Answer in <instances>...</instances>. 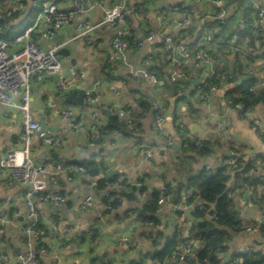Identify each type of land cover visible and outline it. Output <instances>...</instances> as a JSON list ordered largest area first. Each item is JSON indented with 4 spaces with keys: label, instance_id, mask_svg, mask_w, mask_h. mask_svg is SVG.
<instances>
[{
    "label": "crops",
    "instance_id": "obj_1",
    "mask_svg": "<svg viewBox=\"0 0 264 264\" xmlns=\"http://www.w3.org/2000/svg\"><path fill=\"white\" fill-rule=\"evenodd\" d=\"M1 1L8 2V0ZM24 1V12L18 18L0 17V20L5 23V25L0 23V30L3 29V25L7 28L19 19L24 20L27 12L32 11L33 7L30 5L33 0ZM55 1L61 9L65 10L71 9L73 5L72 0ZM116 1L102 0L100 3L99 0H85L84 9L59 29L52 42L39 36L40 29L45 28L44 23H41L32 35L34 41L42 47L46 48L56 43L59 49L69 50L68 56L61 55L62 69L67 76H69L70 68L84 73V76L73 79L79 87L77 92L91 88L93 82L99 80V84L93 91L99 103H86L84 106L67 103L65 101L67 94L64 95L59 91L57 80L53 75L34 81L32 85L30 109L33 116L45 124V130L48 133L60 137L57 145L46 146L33 136L30 149L32 159L75 167L83 166L79 164L80 162L84 164L96 162L98 166V171L92 175L87 172L85 166H83L85 171L76 170L71 180H67L66 176L62 175L58 179V184L49 188L51 191L68 192L70 197L65 204L52 206L37 203L40 214L39 225L48 230L42 241L44 249L38 254L39 264H131L137 262L156 264L157 261L152 259L150 254L159 247L153 243L152 235L160 233L165 236L173 230L175 220L170 203L165 204L158 213L156 227L153 229L145 227L134 217L120 219L118 217L120 213L126 210L142 209L145 203L150 202L154 189L162 184L166 185L171 201L178 200L183 193L192 192L195 187L186 188L187 180L198 173L205 160L215 163L216 167L220 160V165H225L226 159L223 155L227 154L229 149L241 150L238 154L246 161H252L259 154L264 153V146L257 133L240 120L234 109L225 105V98L230 88L223 87L220 91L211 92L205 101L195 98L197 87L194 86L193 80L203 81L208 77L210 69L196 65L193 59H183L187 69L186 78L176 84L170 82L169 76L173 68L162 60L161 44L166 33L178 36L180 32L179 27L176 26L178 17L176 13H171L169 20L161 23L156 18L155 9L157 4L171 2L178 4L182 0H156L155 3L147 4L142 10L145 14L144 21L127 18V37L132 43L127 54V64L111 63L108 60L113 30L99 24L104 9ZM221 2L229 12V18L225 24L221 25L213 16L217 8L214 1L201 0L196 3L197 14L192 18L190 28L211 30L225 37L238 35L240 30L249 24L256 0H221ZM80 22H84L82 27L78 26ZM149 31H155L159 37L154 41H146L144 36ZM252 56V65L257 74H264V66H262L264 53L257 50ZM146 57H151L153 60L152 69L158 76L157 84L147 82L141 77H132L130 74L131 69L143 65ZM231 66L234 68V61L226 63V68ZM218 69L217 64L215 72ZM238 70L239 74L243 73L242 69L238 68ZM215 72L212 78H215ZM112 87L118 93L113 91ZM190 97H193L198 104H193L189 100ZM86 99L89 100L88 97H85V101ZM152 101H159L167 107V117L163 127L173 136L174 144L167 149L159 150L154 162L149 163L142 160L140 144H164L163 138L154 132ZM67 106L74 107L75 114L80 115L78 124L84 128L83 130L61 131L59 115L61 109ZM124 107L132 111V125L128 126L124 132L116 131V135L103 134L95 146H88L86 142L89 130L94 132L101 126H106L110 117L117 116V111ZM260 111L259 116L264 124V113ZM178 118L186 124L190 133L197 136L203 133L206 142H213L209 154L198 156L190 148H180V137L176 132ZM218 123H223L225 127L223 134L216 130ZM192 127L198 128V131L195 132ZM20 130L19 111L0 105V155L9 149L21 146L18 137ZM98 154L104 158L99 160ZM119 170L125 172L128 183H133L142 174L146 175L148 180L143 189L144 196L140 197L136 191V195L130 198L124 197L122 205L117 206L113 211L104 209L99 197H96L94 206L80 211L79 203L85 195L88 193L98 195V183L102 174L105 172L112 175ZM237 172V169L231 170L227 186L231 187L235 181L237 182ZM255 176L256 185L235 188L231 194L237 220H243L247 224H257L261 219L264 220V167L257 170ZM6 180V174L0 173V215L9 220L16 215L17 222L11 220L5 224L4 233L0 235V253L19 250L23 247L25 240L23 225L25 224L24 200L27 185L18 182L9 184ZM243 193H247L245 200L242 198ZM52 223L57 225L56 231L50 228L49 225ZM70 228L72 232L67 233L66 237L71 242V246L63 248L58 243L56 235L66 234L67 229ZM74 230L84 233L93 230L94 235H85L77 239L72 236ZM263 231L264 225L258 233L246 232L240 228H227L223 242L224 250L221 251L226 262L237 263L234 259L231 261V258L245 243L258 245L264 253ZM121 233L129 237L132 242L129 246H118L117 238ZM0 264L13 263H6L0 259ZM184 264L197 263L191 259Z\"/></svg>",
    "mask_w": 264,
    "mask_h": 264
},
{
    "label": "built area",
    "instance_id": "obj_2",
    "mask_svg": "<svg viewBox=\"0 0 264 264\" xmlns=\"http://www.w3.org/2000/svg\"><path fill=\"white\" fill-rule=\"evenodd\" d=\"M156 0H117L108 5L103 11V17L100 25H104L113 30L111 41V50L108 55V60L111 63L127 64L128 51L131 49L130 41L127 39L128 24L127 18L132 17L138 21L145 20L143 9L149 3H155ZM201 0H182L178 4L165 3L157 4L155 9L156 18L161 23L169 20L171 13L177 14L176 26L180 32L178 36L173 33H166L163 36L161 50L162 60L171 65L172 72L170 73V82L178 83L181 79L186 78V66L183 64V59H193L196 65L204 66L210 69L212 64L216 62L219 66L218 73L215 78L208 72V77L200 81L195 87L197 92L195 98L199 101H205L209 98L211 92L220 91L223 87L233 88L249 77L256 76V80L248 87V90L257 93L264 89V74L258 75L252 65L253 53L257 50L264 53V1L256 0L253 8L251 20L249 21L250 34L239 39V36L234 34L230 37H225L220 34H215L211 30L192 29V18L197 14L196 3ZM216 5V10L213 14L214 18L221 24H225L229 18L227 7L221 0H213ZM71 9H61L55 0H33L31 7L40 8V13L37 20L26 26L23 31L17 34L12 39L6 40L0 37V105L11 107L19 111L21 115V130L18 134L21 146L9 149L0 155V173L7 176L9 184L21 183L27 185L25 190V224L23 230L25 240L23 247L13 252H1L0 259L6 263L14 264H39L38 254L43 251V238L47 235L48 230L39 225L40 214L37 203H43L52 206H60L69 200L68 192H58L49 190L50 187H55L59 182V177L65 175L67 180H71L75 171L84 172L83 166L64 165L61 163H49L44 160L34 161L30 155L32 137L36 136L37 141L46 146H55L59 143L60 137L53 133H48L41 128V122L37 120L30 109V93L34 81L42 80L50 75L57 76V87L59 91L68 95L71 91H76L79 87L74 82V78L84 76L83 72H79L73 68L69 69V76L65 75L62 69L61 55L58 53L59 45L52 43L49 47L38 45L32 35L38 29L41 23L45 24L44 29H40L39 36L47 41H54L59 29L66 25L75 14L81 12L85 7V0H72ZM101 3L102 0H99ZM25 3L23 0H8L3 3L0 0V17L11 18L16 12L23 10ZM84 22L78 24L82 27ZM159 35L155 31H149L144 39L146 41H154ZM234 61V68L231 66L226 68V63ZM153 60L151 57H146L143 60V65L136 69H131L132 77H141L145 81L152 84L158 83V76L152 69ZM264 66V62L263 65ZM241 67L243 73H238V68ZM263 69V67H262ZM99 80H95L91 88L83 91L84 97H88L89 101L99 103V99L94 95L93 91ZM113 91H118L112 87ZM225 105L228 108L234 109L240 120L250 126L257 133L264 146V124L259 116V111L264 113V105L252 104L249 105L245 101L235 100L227 96ZM151 108L153 111V127L157 136L163 138L164 144L155 143L153 145L140 144L142 150V160L152 163L159 150H164L174 144L173 136L166 132L164 123L167 117V107L159 102L152 101ZM75 108L72 106L63 107L60 111L59 119L61 123V131L78 132L84 128L80 124H75L74 129H70L72 120L75 117ZM119 119L125 122L127 126L133 123V114L130 108L124 107L117 111ZM216 130L221 134L224 133L225 127L223 123H218ZM176 132L180 137L179 146L181 149H187L190 145L197 148L203 147L205 138L190 133L186 124L178 118L176 122ZM111 133L116 135L115 130H108L107 126H101L96 131L89 130L87 133L86 144L90 147L95 146L101 140L103 134ZM221 138L223 136L221 135ZM228 158L225 161L224 175H229L231 170L239 169L246 164L241 156L233 149L228 150ZM99 160L104 156L98 154ZM251 167L246 172L249 179H255L257 170L264 167V153L259 154L254 160L250 161ZM216 165L213 162L205 160L203 168L207 172H212ZM102 184L98 187V195L88 193L80 203L79 210L84 211L92 206L96 197H99L102 206L106 210L113 211L117 206H121L123 198L132 191H137L140 197L144 196V187L148 178L145 174L139 176L133 183H128L127 176L124 171H116L111 177H107L105 172L99 178ZM134 192V193H135ZM156 196V210L152 214L156 216L163 209V206L170 203L171 213L175 220L173 230L167 234L154 233L152 235L153 243L160 247L167 238H171L176 232L184 234L191 227V222L186 218L185 211L191 207V214L197 210H205L204 202L194 201L188 203L192 192L183 193L178 200L171 201L166 185H159L154 189ZM180 213H182L180 215ZM150 212L143 209L126 210L118 216L120 219L125 217H134L139 223L148 228H155L156 222L150 219ZM16 215L11 219L16 221ZM218 218L215 212H208L206 220H216ZM5 216L0 215V235L4 233V226L11 222ZM17 222V221H16ZM239 228L250 233H258L264 225V220L261 219L257 224H247L243 220L239 221ZM52 231H56L57 225L52 223L49 225ZM72 228L67 229L66 234L59 233L56 239L63 248H70L71 242L66 237L67 233L72 232ZM85 235H94L93 230L86 233L79 230H74L73 235L77 239H81ZM132 243L125 233H121L117 238V244L120 247H127ZM135 242H133L134 244ZM201 244L197 239H187L180 243V246L173 251L162 262L156 264H184L191 259H196L197 251ZM261 249L258 245L252 243L242 244L236 253L244 255L247 258H252L259 254ZM239 257L234 258V262H238ZM216 261L218 264H225L226 259L222 253L217 254ZM198 264H213L206 257Z\"/></svg>",
    "mask_w": 264,
    "mask_h": 264
},
{
    "label": "trees",
    "instance_id": "obj_3",
    "mask_svg": "<svg viewBox=\"0 0 264 264\" xmlns=\"http://www.w3.org/2000/svg\"><path fill=\"white\" fill-rule=\"evenodd\" d=\"M24 1V0H23ZM25 2V1H24ZM24 9L18 11L11 18H18L23 14ZM40 13V8H33L31 12H27V17L24 20H18L16 23L5 28V23L0 20V23L4 24L3 29L0 30V37L5 39H12L17 34L21 33L23 29L35 22L36 18ZM250 34L249 26H244L239 32V39L244 38V36ZM128 39V37H127ZM129 40V39H128ZM130 41V40H129ZM132 45V43L130 42ZM241 69V67H239ZM218 73L216 70L215 74ZM256 76L250 75L249 77L242 79L238 86L233 87L229 90L228 96L235 100L245 101L247 104H262L264 105V89L253 93L248 90V87L253 84L256 80ZM108 130H115L124 132L127 130V125L124 121L119 119L117 116H111L108 124L106 125ZM213 142L204 143L203 147L197 148L194 145H190V149L194 150L198 156H205L211 151V146ZM238 154L241 152L239 149H235ZM239 155V154H238ZM240 156V155H239ZM223 158H228V153L223 155ZM87 168V172L92 175L98 171V166L96 162H91L84 164L79 163ZM251 167V162L246 161V164L241 168L237 169L234 185L227 186L229 181V175H224L223 170L225 165H219L215 167L212 172H207L203 167L198 171L197 174L191 176L186 183V188L195 187L192 191L191 197L188 199V203H192L195 200L204 202L205 210H197L191 214V227L189 235L184 238L183 234L175 233L171 238H167L166 241L158 248L155 249L151 254V258L155 259L157 262L164 261L174 249L180 246L181 242L187 239H197L201 244L197 251L196 263H202L203 258H207L211 263L218 264L216 261L217 254L224 250L223 242L226 238V229H236L239 228L240 222L237 220L236 210L233 206V199L231 197L232 192L235 188H243L244 186L256 185L255 179H249L246 176V172ZM102 184V180H99L98 187ZM128 194L126 197L130 198L136 195V192ZM156 196L155 192L152 193V198L149 203L143 205V210L150 212L151 214L156 210ZM213 206V207H212ZM208 212H215L218 216L216 220H206V214ZM182 213H180L181 215ZM150 219L157 222L158 217L155 214L150 216ZM262 229V228H261ZM264 232V231H263ZM240 260L235 264H264V253L260 252L252 258H247L244 255L236 253L232 258L239 257ZM230 264L229 262H226ZM225 263V264H226ZM131 264H140L131 263Z\"/></svg>",
    "mask_w": 264,
    "mask_h": 264
},
{
    "label": "water",
    "instance_id": "obj_4",
    "mask_svg": "<svg viewBox=\"0 0 264 264\" xmlns=\"http://www.w3.org/2000/svg\"><path fill=\"white\" fill-rule=\"evenodd\" d=\"M58 53H59L60 55L68 56V55H69V50H68V49H59V50H58ZM216 67H217V63L214 62V63L212 64L211 71H214V70L216 69ZM211 71H209V72H211ZM53 77L56 78V80H57V76H56V75H53ZM198 83H199V80H198V79L193 80V84H194V86H196ZM65 101H66L67 103L76 104V105H79V106H84L86 103H93V102H91V101H89V100H87V99H86V101H85V97H84L83 92H76V91H71L68 95H66V97H65ZM93 104H97V103H93ZM79 120H80V115L77 114V115L74 117V119L72 120V125L70 126V129L73 130V129H74V125L77 124V123L79 122ZM41 128H42V129H45V124H44L43 122H41ZM192 129H193L195 132L198 131V128H196V127H194V128L192 127ZM199 136H200V137H203V133H200ZM172 146H173V145H172ZM220 163H221V160H220L219 163H217V166H219ZM114 174H115V172H114L112 175H110L109 173H106V176H107V177H111V176H113ZM246 197H247V193H243V197H242L243 200H245ZM200 202H203V201L200 200ZM191 209H192L191 207H188V208L186 209V211H185L186 218L189 220V222H191V217H190ZM188 235H189V229L186 230V231L184 232V235H183V236H184V238H187ZM13 264H14V262H13Z\"/></svg>",
    "mask_w": 264,
    "mask_h": 264
},
{
    "label": "rangeland",
    "instance_id": "obj_5",
    "mask_svg": "<svg viewBox=\"0 0 264 264\" xmlns=\"http://www.w3.org/2000/svg\"><path fill=\"white\" fill-rule=\"evenodd\" d=\"M189 100H190L193 104H195V105L198 104L197 101H196L193 97H190Z\"/></svg>",
    "mask_w": 264,
    "mask_h": 264
}]
</instances>
